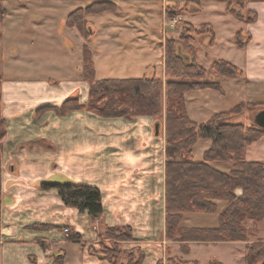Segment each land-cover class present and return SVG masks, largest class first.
<instances>
[{
  "label": "crops",
  "instance_id": "crops-1",
  "mask_svg": "<svg viewBox=\"0 0 264 264\" xmlns=\"http://www.w3.org/2000/svg\"><path fill=\"white\" fill-rule=\"evenodd\" d=\"M42 1L47 3L34 1L15 7V15H20L17 20L11 21L8 12L0 19L1 38L14 37L13 41L3 40L4 46L9 44L6 55L9 61L19 62L13 67L16 69L3 67L0 73V119L5 127L0 138V264H56L57 259L62 260L61 264H110L92 251L100 250L99 234L105 227L114 226L130 227L134 240L120 246L140 249L144 253L141 264L182 258L180 243L165 235L164 122L156 134L158 121L153 117H102L84 109L89 90L81 76L84 38L78 35L80 56L70 68L54 64L49 59L53 53L67 57L74 48L66 52L56 37L44 34V27L56 28L53 15L60 2ZM109 1L116 5L115 13L87 16L92 26L98 17V26L106 31L98 37L95 30L96 36L86 41L97 80L163 74L165 40L177 36L176 30L171 31L173 25L165 20V8L173 6L184 7L181 17L188 18L195 28L207 24L214 31L216 41L211 46L203 40L201 51L195 47L196 61L202 68L208 69L213 59L227 61L243 75L222 78L240 84L248 95L264 93V0H244L245 10L256 13L253 23L237 20L225 12V2L216 0ZM33 9L38 12L34 17L29 13ZM205 9H211L215 20L197 26L193 20ZM68 14H64V20ZM218 31L223 32L221 55L213 51L220 39ZM237 32L249 37L242 47L235 45ZM201 57L204 65L199 63ZM207 90L211 89L185 95L186 113L193 122H205L214 114L229 111L210 112L205 121L193 119L187 103ZM72 95H77L82 106L79 110L64 116L52 111L36 115L38 109L59 106ZM199 112L207 116L200 106L193 115L199 117ZM203 141L201 155L210 145V141ZM203 141L193 148L195 161L202 160L195 157V151ZM209 165L225 173L231 169L230 164ZM66 181L99 189V218L92 219L86 212L65 206L55 189L39 188L41 182ZM235 194H241L240 188ZM215 203L214 213H181L179 227H217V216L227 205L221 200ZM73 233L79 235V241L68 238ZM197 244L204 245L190 242L191 246ZM123 261L120 259V263Z\"/></svg>",
  "mask_w": 264,
  "mask_h": 264
},
{
  "label": "trees",
  "instance_id": "trees-1",
  "mask_svg": "<svg viewBox=\"0 0 264 264\" xmlns=\"http://www.w3.org/2000/svg\"><path fill=\"white\" fill-rule=\"evenodd\" d=\"M3 1L0 0V19L6 15ZM216 1L225 2V12L237 20L253 23L257 19L256 13L245 10L244 0ZM116 9V5L109 0H94L85 7L69 13L65 25L77 28L87 40L93 36L94 31L84 17L113 12ZM164 11L167 18L173 19L177 14L183 13L185 8L166 7ZM203 29L208 33V46H211L215 37L210 25L203 24L196 29L191 24H182L183 31L178 39L188 47L191 55L175 50L178 40L166 39L163 62L164 83L161 78L155 76L97 80L91 51L84 43L81 76L89 84L85 107L87 111L102 117L157 118L164 111L166 238L179 242L182 253H188V242H245L244 264H264V241L257 240L247 244V231L242 225L247 219L264 220V162L248 161L244 158L245 147L264 136V130L250 123L244 125L232 121L250 105L256 107L258 112L264 109V104L242 102L229 111L214 114L201 123L193 122L188 118L184 94L202 89L221 90L217 83L204 79L206 72L196 62L195 49L190 44L194 39L191 34H203ZM242 34L241 32L235 34L234 42L237 47H242L244 41L249 38L248 35L243 37ZM209 68L218 77L237 78L243 75L239 68L222 59H213ZM163 89L164 110H162ZM81 107L78 98L70 96L59 106L38 109L36 115L52 111L58 116H64ZM3 134L2 127L0 136ZM201 139L210 141V145L203 152L202 160L195 161L192 156L193 148ZM211 162L228 163L231 169L226 173L221 172L211 167L209 165ZM39 188L55 189L65 206L73 207L81 213L86 212L92 219L99 218L102 214L101 195L95 186L66 181L41 182ZM236 188L241 190L238 196L235 194ZM215 200H221L227 205L217 216V227H179L181 213L216 212ZM99 237L100 250L92 253L110 264H117L121 256L125 257V261L120 264L142 263L144 253L140 249L126 250L120 246L122 242L134 240L129 226L105 227ZM68 238L79 241V235L76 233L70 234ZM105 241L109 242V245H106ZM61 263V259L56 260V264ZM215 263L214 259L209 262V264ZM156 264L185 263L176 257H167Z\"/></svg>",
  "mask_w": 264,
  "mask_h": 264
},
{
  "label": "rangeland",
  "instance_id": "rangeland-1",
  "mask_svg": "<svg viewBox=\"0 0 264 264\" xmlns=\"http://www.w3.org/2000/svg\"><path fill=\"white\" fill-rule=\"evenodd\" d=\"M34 1L37 2H43V3H47L46 1H42V0H33V1H28V0H4L3 1V5L5 8L6 13H10V18L11 21L13 20H17L20 15H15L14 12V8L19 6V5H25L28 3H36ZM92 1L94 0H48V2H54V4H59L58 10L56 12V10L53 9L54 12V18L57 20V24H55L56 28L53 27V29L51 30V28H47L44 27L43 32L44 34H47L49 36H54L56 37L60 43H62L64 45V50L67 52L68 48H74L73 53H68L67 57H64V55L60 54V53H53V57H49L50 60H52L54 62V64L58 63L61 64V66L66 67V69L70 68L72 66V64L74 62H76L77 58L80 56V45L78 44V42H80V37L82 36V34L78 31L77 28L70 27L68 30L66 29L65 26V15L64 14H68L71 12H75L77 9L83 8L86 5L90 4ZM63 2V3H62ZM234 7H236L234 5ZM169 8H177V7H169ZM179 8V7H178ZM68 12V13H65ZM115 11L110 12V13H115ZM30 15H32V17L36 16V14L38 13L36 11V9H33V11H29ZM182 13L177 14L173 19L171 18H167L165 16V20L166 23L169 24L168 22L171 23L172 26V32L173 31H177V36L176 40V51L179 50V52L186 54V55H191L190 50L188 49V47L186 45L183 44L182 41H179V37L181 34L182 30V24L183 23H188L191 24L188 20V18L184 19L181 17ZM86 15L84 18L85 20L88 22V24L91 25V27H93V31L95 34V30L97 31L98 37L99 35H101L102 32H106L105 31V27L104 26H98V17L93 20V23H95V27L92 26V24L90 23V21L88 20ZM5 17V16H4ZM3 17V18H4ZM31 17V16H30ZM2 18V19H3ZM215 20V15L212 13L211 9L210 10H201L200 12L197 13V17L193 20L194 22H197L196 25L198 26L200 23L203 22H214ZM192 25V24H191ZM167 26V25H166ZM166 26L164 27V29H166ZM74 28V29H72ZM95 28V29H94ZM195 28V27H194ZM197 29V28H196ZM220 29V28H219ZM219 32V31H218ZM90 38H94L96 35H94ZM220 37V39L217 40L216 43V47L213 50L215 54H222V50L224 49L222 43V39L221 36H223V32H219L218 33ZM79 35V36H78ZM193 35L194 39L192 42H190V44L193 45V48L196 50V45L198 48V51H201L202 47V43L203 40L205 43H208L209 41V36L208 33H206L203 29V34H191ZM20 37V36H18ZM98 37L96 39H98ZM244 37V35H243ZM89 38V39H90ZM223 38V37H222ZM93 40L94 41H96ZM167 39V38H166ZM3 40L6 41H13L14 37H10L9 39L7 37L5 38H1L0 35V73H2L3 71V67L5 68H13L16 67L18 65L19 62H14L12 60L9 61L8 56L6 55V50H7V46L9 45H5L4 46V42ZM88 40V39H87ZM86 39H84L82 46L84 43H86L87 41ZM216 41V40H215ZM214 41V42H215ZM166 42V40H165ZM87 44V43H86ZM81 46V49H82ZM89 48V45H87ZM165 47V46H164ZM4 50V52H3ZM90 50V49H89ZM196 56V54H195ZM217 56V55H215ZM197 62V61H196ZM199 63H201L202 65L205 64V61L203 60V58L201 57L199 60ZM210 67V66H209ZM208 67V69H205V77L204 79L206 81L209 82H215L217 83L219 86H221V90H216V89H211V90H207L202 92L201 94L195 95L192 101H188L187 106L188 108H190V112L192 114V118L198 121H205L208 118L209 113L211 112H219V111H225V110H230L232 109V107L241 102L244 101L243 103H248V104H253V103H262L264 104V93L263 94H256V95H248L247 92H245L242 89V86L239 84V86H237V83H229L227 79H224L222 77H218L217 75L214 74V72L212 70H210V68ZM44 68H47L46 66H44ZM16 69V68H13ZM164 71V68H163ZM155 77H159L163 80V83L165 82L164 76L163 74H154ZM222 78V79H221ZM240 78V77H237ZM221 79L222 81H220V83L218 82V80ZM188 93V92H187ZM186 93V94H187ZM184 94V101H185V95ZM72 96H76L77 95H72ZM70 97V96H69ZM162 98H163V109L165 108V94H164V89H163V94H162ZM242 103V102H241ZM199 106L201 107V111H204V113L207 114V116H203L202 117V112H199V117H197V115H193V112L196 110V108H199ZM192 107H195V109L193 110ZM249 107V106H247ZM251 107V108H250ZM249 108L244 109V111L241 113L240 116L236 117L235 120L233 119L232 121H236V122H241L244 125H247L251 122L253 116L255 115L257 108L256 107H252V105H250ZM84 109H86V107L84 106ZM89 111V110H88ZM92 113V112H91ZM163 115H164V111H162V113L157 116V118H155L158 122V132L161 129V125L163 124L162 122H164L165 119H163ZM0 129L3 127L4 129V134H5V127L4 124L2 123L1 119H0ZM2 124V125H1ZM165 127V124H164ZM4 134L2 136H0V138H2L4 136ZM263 136L259 137L258 140L252 142L251 144H249L248 146L245 147V151H244V158L245 160L248 161H263L264 162V137ZM208 141L206 139H201L199 141ZM198 141V142H199ZM204 141L201 142V144L197 147L196 151H195V157L197 159H202V155H201V148L203 145ZM201 150V151H200ZM220 163V162H219ZM222 164H228V163H222ZM0 185H1V175H0ZM242 225L245 227L246 231H247V238H248V242L247 244L257 241V240H262L264 241V220L262 221H253L251 219H247L244 220ZM174 241V240H173ZM108 242H106V245ZM200 243V242H199ZM204 245H190V242L187 243V247L189 248L188 253H182V258L176 257L178 258L182 263L185 264H209V262L211 260L214 259V261L216 262L215 264H244V247L246 245L245 242H216V243H210V242H201ZM210 243V245L208 244ZM181 251V249H180ZM136 253L134 254V256L136 257ZM186 257V258H185ZM120 259H123L125 261V257L121 256L119 257V259L117 260V264H120Z\"/></svg>",
  "mask_w": 264,
  "mask_h": 264
},
{
  "label": "water",
  "instance_id": "water-1",
  "mask_svg": "<svg viewBox=\"0 0 264 264\" xmlns=\"http://www.w3.org/2000/svg\"><path fill=\"white\" fill-rule=\"evenodd\" d=\"M250 124H253V125L257 126L258 128H261L264 130V109L255 113ZM154 129H155V133L157 134L158 133L157 123L155 124Z\"/></svg>",
  "mask_w": 264,
  "mask_h": 264
},
{
  "label": "built area",
  "instance_id": "built-area-1",
  "mask_svg": "<svg viewBox=\"0 0 264 264\" xmlns=\"http://www.w3.org/2000/svg\"><path fill=\"white\" fill-rule=\"evenodd\" d=\"M63 232H64L65 234H67V233H68V229H67V228L63 229Z\"/></svg>",
  "mask_w": 264,
  "mask_h": 264
}]
</instances>
